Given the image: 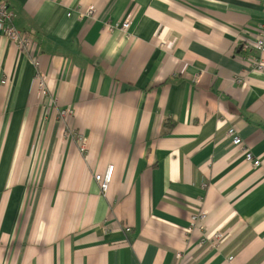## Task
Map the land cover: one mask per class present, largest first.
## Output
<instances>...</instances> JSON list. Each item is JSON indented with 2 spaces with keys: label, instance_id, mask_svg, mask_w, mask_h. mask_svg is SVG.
I'll return each instance as SVG.
<instances>
[{
  "label": "crops",
  "instance_id": "obj_1",
  "mask_svg": "<svg viewBox=\"0 0 264 264\" xmlns=\"http://www.w3.org/2000/svg\"><path fill=\"white\" fill-rule=\"evenodd\" d=\"M5 1L0 264H264V0Z\"/></svg>",
  "mask_w": 264,
  "mask_h": 264
},
{
  "label": "built area",
  "instance_id": "obj_2",
  "mask_svg": "<svg viewBox=\"0 0 264 264\" xmlns=\"http://www.w3.org/2000/svg\"><path fill=\"white\" fill-rule=\"evenodd\" d=\"M95 11L94 7H90L88 10L89 14H93ZM14 17H15V12L14 10L10 7L7 1L5 0H0V27L2 28V33L10 40L14 41L15 43L18 44L21 50L30 52L31 47H32V39H30L29 34L26 33L25 31L19 30L14 23ZM132 25V19L131 17H127L123 22L118 25H108L110 30L119 28L121 31L124 33H128ZM254 47L255 50L258 52L259 56L253 60L252 66L255 70L257 71H263L264 70V21L260 23L259 25V32L257 33L256 40L254 41ZM36 65V84L38 89L43 93V95H46L48 90H47V85H46V79L45 76L41 73L39 66L40 63L39 61H34ZM8 81L5 79L3 81L4 84H6ZM61 117H70L74 115V110L73 109H66L60 111ZM228 135L233 138V143L237 146H242L243 141L241 137L238 136L236 130L234 128H230L228 131ZM78 141L81 143V152L86 153L87 149V138L84 136V134L80 133V135L77 137ZM246 151V160L249 162H252L255 167H259L261 165L260 159H256L253 154L248 151ZM114 175V166L111 165L108 167L106 173L104 174H95V180L99 184L100 189L102 193L105 195L109 188L110 184L112 182ZM204 213H194L192 215V220L195 222H199L204 218ZM225 239L224 234L222 233H217L214 237L215 243L217 242H222ZM183 256L181 254L176 255L177 263L179 264L180 261L182 260Z\"/></svg>",
  "mask_w": 264,
  "mask_h": 264
},
{
  "label": "rangeland",
  "instance_id": "obj_3",
  "mask_svg": "<svg viewBox=\"0 0 264 264\" xmlns=\"http://www.w3.org/2000/svg\"><path fill=\"white\" fill-rule=\"evenodd\" d=\"M80 132L77 128H75L72 125H68L66 127V129L64 130V134L66 135V137L76 141V143L78 144L79 150H81V143L78 141L77 137L80 135ZM83 134V133H82ZM88 149H86L87 151ZM81 152V151H80ZM97 174V173H96ZM95 178V175H94Z\"/></svg>",
  "mask_w": 264,
  "mask_h": 264
}]
</instances>
